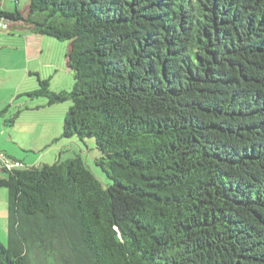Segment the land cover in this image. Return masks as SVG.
<instances>
[{
  "label": "trees",
  "instance_id": "1",
  "mask_svg": "<svg viewBox=\"0 0 264 264\" xmlns=\"http://www.w3.org/2000/svg\"><path fill=\"white\" fill-rule=\"evenodd\" d=\"M11 28L68 42L74 83L36 74L0 118L71 102L60 139H94L107 183L0 151V264H264V0H29Z\"/></svg>",
  "mask_w": 264,
  "mask_h": 264
},
{
  "label": "rangeland",
  "instance_id": "2",
  "mask_svg": "<svg viewBox=\"0 0 264 264\" xmlns=\"http://www.w3.org/2000/svg\"><path fill=\"white\" fill-rule=\"evenodd\" d=\"M29 0H2L0 10L25 13ZM4 32V33H3ZM10 34V35H8ZM69 43L35 35L28 30L0 29V111L10 106L16 113L28 97L17 95L31 93L37 89V76L48 79L50 90L55 93L73 89V73L67 68L66 55ZM71 102L48 106L47 99L39 97L30 102L13 127L5 126L9 114L0 118V151L23 160L25 165L54 163L57 159H71L79 155L98 179L107 183L105 174L94 163L99 157L94 139L84 141L60 139L66 113ZM34 107H37L35 109ZM60 140H57V139ZM57 140V141H55ZM9 194L0 189V242L8 247ZM7 212V214H6ZM5 216V217H4Z\"/></svg>",
  "mask_w": 264,
  "mask_h": 264
},
{
  "label": "built area",
  "instance_id": "3",
  "mask_svg": "<svg viewBox=\"0 0 264 264\" xmlns=\"http://www.w3.org/2000/svg\"><path fill=\"white\" fill-rule=\"evenodd\" d=\"M5 163H6V165H7L8 168H14V167L21 166V164L19 162H13V161H10L8 159L5 160Z\"/></svg>",
  "mask_w": 264,
  "mask_h": 264
},
{
  "label": "crops",
  "instance_id": "4",
  "mask_svg": "<svg viewBox=\"0 0 264 264\" xmlns=\"http://www.w3.org/2000/svg\"><path fill=\"white\" fill-rule=\"evenodd\" d=\"M2 152H4L6 155H8V156H11V157H13V158H16L17 160H21V159H19L18 157H17V155H11V154H13L12 152H6L5 150H1ZM21 161H23V160H21ZM24 162V161H23ZM25 164V163H24ZM31 166V165H30ZM33 166V165H32ZM6 214H7V212H6ZM5 217V216H4Z\"/></svg>",
  "mask_w": 264,
  "mask_h": 264
}]
</instances>
